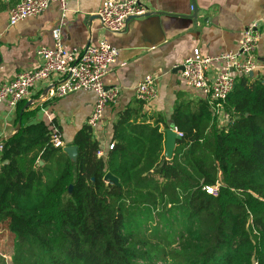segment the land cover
Wrapping results in <instances>:
<instances>
[{"label":"trees","instance_id":"trees-1","mask_svg":"<svg viewBox=\"0 0 264 264\" xmlns=\"http://www.w3.org/2000/svg\"><path fill=\"white\" fill-rule=\"evenodd\" d=\"M225 109L221 126L207 100L180 105L171 158L170 128L139 121L140 105L121 112L107 156L88 124L76 160L53 133L5 146L0 244L12 237L16 264H264V72L238 77Z\"/></svg>","mask_w":264,"mask_h":264},{"label":"crops","instance_id":"crops-1","mask_svg":"<svg viewBox=\"0 0 264 264\" xmlns=\"http://www.w3.org/2000/svg\"><path fill=\"white\" fill-rule=\"evenodd\" d=\"M19 1L1 0L0 83L36 69L41 64L38 49L54 44L52 30L60 24L67 47L82 50L106 38L119 49V57L104 83L108 88L118 87L120 94L115 103L106 107L101 122L93 129L103 156L116 142L115 124L121 112L130 106H142L139 121L155 124L163 118L160 130L165 132L169 127L179 132L172 119L176 109L189 104L193 110L206 100L180 75L181 66L195 48L207 55L236 51L244 30L257 23L255 54L262 66L260 72H264V0H142L146 12L130 18L122 32L103 28L98 11L106 0H70L66 11L60 4L52 3L42 14L11 25L9 10ZM214 71L208 69L207 73L213 77ZM147 74L156 78L158 97L144 105L136 89ZM58 82L59 76H52L37 83L29 97L15 108L0 104V143L9 153L27 148L55 131L65 146L75 145L78 131L89 125L96 94L78 91L65 97L53 96ZM226 113L222 121L218 120L221 126L229 123L230 114ZM3 154L4 150L0 151V165Z\"/></svg>","mask_w":264,"mask_h":264},{"label":"built area","instance_id":"built-area-1","mask_svg":"<svg viewBox=\"0 0 264 264\" xmlns=\"http://www.w3.org/2000/svg\"><path fill=\"white\" fill-rule=\"evenodd\" d=\"M70 0H20L9 10L11 25L32 16L42 14L52 3L60 4L63 11L67 10ZM146 12L142 0H106L98 11V16L105 30L122 32L128 21L140 17ZM54 44L43 45L37 53L41 64L33 70L19 73L13 80L0 83V104L15 108L19 102L29 97L35 85L52 76H59V82L52 91L53 96L65 97L78 91H91L96 94L93 111L88 123L95 129L101 122L104 111L109 104L115 103L120 89L116 86L106 87L105 76L119 57V49L106 38L97 43L89 44L85 49L67 47L63 41L62 25L52 30ZM259 38L258 24L249 25L244 30L243 39L238 50L217 55L203 54L199 48L187 56L181 69V78L187 85L199 90L210 103L213 116L221 120L227 116L225 102L233 91L236 80L243 75L257 74L262 71L255 50ZM214 69L213 77L207 73ZM138 99L150 103L158 97L156 78L147 74L136 89ZM182 136V133L179 132ZM52 142L56 147H65L63 140L55 131ZM114 144H110L112 149ZM5 148L0 143V151ZM103 155V151H99ZM210 194H217L218 186H208ZM1 231V225H0Z\"/></svg>","mask_w":264,"mask_h":264},{"label":"water","instance_id":"water-1","mask_svg":"<svg viewBox=\"0 0 264 264\" xmlns=\"http://www.w3.org/2000/svg\"><path fill=\"white\" fill-rule=\"evenodd\" d=\"M183 66H181V69ZM255 73L251 72L250 75L253 76ZM166 155L171 158L173 154V150L175 147V142L177 139H180L182 136L179 134V132L174 131L172 129H168L166 131ZM64 150L69 154L70 158L72 160H76V157L78 155V147L75 145H69L65 146ZM105 179L114 181L116 184H119L118 178L114 176L112 173H108L105 176Z\"/></svg>","mask_w":264,"mask_h":264},{"label":"rangeland","instance_id":"rangeland-1","mask_svg":"<svg viewBox=\"0 0 264 264\" xmlns=\"http://www.w3.org/2000/svg\"><path fill=\"white\" fill-rule=\"evenodd\" d=\"M13 249L14 245L12 243V237L8 234L3 237L0 244V264H16L13 262L12 256L9 255V253L13 252Z\"/></svg>","mask_w":264,"mask_h":264}]
</instances>
